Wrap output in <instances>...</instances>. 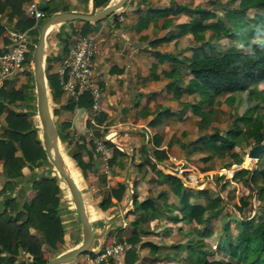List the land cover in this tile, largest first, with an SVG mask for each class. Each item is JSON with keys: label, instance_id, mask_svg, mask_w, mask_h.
Wrapping results in <instances>:
<instances>
[{"label": "trees", "instance_id": "16d2710c", "mask_svg": "<svg viewBox=\"0 0 264 264\" xmlns=\"http://www.w3.org/2000/svg\"><path fill=\"white\" fill-rule=\"evenodd\" d=\"M27 0H0V10L6 6L10 7L9 16L17 18L16 29L24 30L31 28L35 20L26 15L22 4ZM110 0H96V7L106 5ZM237 3L227 11L228 23L219 17L214 23H206L209 18L216 17V11L200 5L190 6L183 0H170V3L164 7H150L146 16L139 17L140 28L146 29L149 21H153L156 28H168L172 19L170 14H176L179 11L194 12L198 17L190 18L186 21L177 23L178 31L163 35L151 40V43L169 41L176 36H182L190 33L193 39L203 40L205 31L211 30L216 34L224 31L228 36L235 39V42L219 53L206 51L205 44L208 41H202L196 50H200L194 57L187 62L189 79L186 83V90L189 94H198V100L190 102L189 107L192 113L205 117L208 112H212L213 105L219 95H231L235 92L247 91V106L244 111L234 118L232 126L225 133L215 131L207 138L200 137L203 145L211 147L218 154H223L229 149L235 141V137L240 135L244 130L248 137L254 138L255 143L264 141V112H259L261 102L264 100V88H255V85L264 81V38L257 39L264 35V0H229ZM43 3V2H42ZM41 8L50 15L55 9L49 6V2H44ZM250 8H256L251 17L246 18ZM67 10V9H64ZM9 21L10 18H9ZM38 25L32 27L31 33L33 39L32 49L37 40ZM90 22L83 21L80 32L88 34L91 29ZM6 28L0 22V37L3 40V46L0 48V54L6 50V45L10 43L9 37L5 35ZM35 32V36H33ZM66 41V37H61ZM243 47H247L243 49ZM158 60L174 58L171 53H161L155 51ZM31 51L26 55V63L31 62ZM52 65L48 61L45 65L47 84L49 93L53 99L63 96V88L60 83V76L57 71H51ZM30 77L18 88L11 90L0 89V114L4 108L8 112L4 117L2 132L0 134V162L3 165L5 181L0 189V194L9 191L14 187L23 173V167L28 166L31 170L43 164L53 165L50 163L44 144L40 139L39 127L34 118L36 114V95L33 91L34 76L29 72ZM178 88H180L178 86ZM257 99V101H255ZM92 99L88 92H85L78 99L74 97L66 100L64 108L73 110L75 106L91 108ZM60 109L53 107V114L59 115ZM103 117L98 118L102 121ZM36 121V122H35ZM155 119L150 123L154 124ZM240 122L246 125L242 130ZM89 125L90 123L87 122ZM70 126L68 120L61 121L57 125L58 135L62 143L67 145L68 133L67 127ZM42 131V128L40 129ZM105 144L113 146V153L110 162L115 161L118 155H124V152L118 149L109 140L104 139ZM94 148V141H90ZM85 147V141H77V150L69 149L71 157L76 161L81 171L91 167L92 150H89V160L85 161L81 155V150ZM264 152V151H263ZM154 156L164 161L167 158L166 151L154 148ZM210 156V155H209ZM236 157L234 163H241L243 159L237 152H232ZM249 157V155H246ZM208 158V157H207ZM254 163V162H253ZM231 163L225 165L230 166ZM156 172L167 181L173 192L178 196L181 206L177 208V215L171 218L173 221L185 220L186 223L197 220L203 222L201 226H193L189 233L197 235L193 242L184 243L185 249L189 255L196 259L195 264H264V209L258 207L256 216L259 220L254 224L253 217L237 219L231 215H226L227 219L221 225L222 234L218 239L216 248L226 253V258H210L213 249L206 247L205 239L213 234L211 220L215 215L224 209L223 198L216 194L212 204L198 201L192 202L190 197L193 193L209 194L207 188H192L185 185L180 178L173 174L164 173L156 165ZM242 175L251 181L257 190L259 198L264 199V167L258 166L255 169L243 168L231 177ZM222 176V175H221ZM136 183H134L135 186ZM61 186L57 182L56 176H47L42 173L33 178L29 199L22 202L21 207L16 209L17 203L14 196L5 194L4 207L0 210V264H46L52 258L50 252L59 249L65 242V228L61 217L58 214V197L57 193ZM126 190L125 183H119L113 188L111 194L118 200L123 198ZM135 191V190H134ZM110 196V194H109ZM110 202L109 197L104 199ZM133 206L139 208V220L150 221L151 210L154 209V198L146 197L139 200L136 192L133 194ZM222 205L220 206V204ZM219 204V205H218ZM9 206H13L14 211L10 212ZM233 206L240 212L244 207H252V201L239 197L233 202ZM12 209V210H13ZM206 213V214H205ZM205 214V215H204ZM34 225L42 234L43 239H39L35 234L29 231V226ZM188 233V232H187ZM112 235L108 234L104 238V243L112 242ZM121 240V238H117ZM132 244L139 239L136 233L128 239ZM45 242L47 249L42 247ZM142 245H149L151 249L156 250L159 245L151 241H145ZM178 246V245H176ZM89 252V251H88ZM87 253V252H84ZM23 254H27L26 256ZM127 254H132V261L136 260L137 254L135 249L128 248ZM22 255L21 258H19ZM75 262L73 260L71 263ZM79 264V263H78Z\"/></svg>", "mask_w": 264, "mask_h": 264}, {"label": "rangeland", "instance_id": "374dc122", "mask_svg": "<svg viewBox=\"0 0 264 264\" xmlns=\"http://www.w3.org/2000/svg\"><path fill=\"white\" fill-rule=\"evenodd\" d=\"M168 1L169 0H130L129 4L130 6L134 5L142 9L143 7L146 8L147 5H166L169 3ZM186 1L190 2L191 4L197 3L200 6L206 8H214L218 16L207 19L208 23H214L220 17L224 21V23L227 24L228 23V17L226 16L227 11L233 7L238 6L237 3H232L229 0H186ZM42 2H43L42 0H39L40 6H43L44 2L43 3ZM68 3H66L65 5H67ZM127 5L128 4H126V6ZM255 10L256 8H250L243 16L249 19V17H251L252 13ZM109 17L110 16H107L106 18H104V20H107ZM43 19L44 18H42L41 21ZM81 21L83 20H74L73 22L69 21L68 23H65L61 26H55L54 28L48 31V34L46 36L45 50H44L45 65L48 61L52 62L51 65L55 63L54 59H56L57 57H55L53 51H55L58 48H62L63 44L57 45L56 43L57 39L58 40L61 39V36L67 38V40L65 41V45L68 44L70 49L78 34L77 29H79L80 26L82 25ZM176 28L177 27L174 25L172 31H174ZM33 36H35V32H33ZM261 38H264V35L258 37L257 39H261ZM33 39L34 37H32V42L30 44L31 51H33L32 49ZM202 41H208L207 44H205L206 51L211 53H219L225 50L231 44H233V42H235V39L231 36H228L224 31H221L220 34H216L211 30H207L205 31V36L203 40H197V39L194 40L192 36H188V38H185V40H183V44L181 43L177 44L176 42L173 41L164 42L163 44L162 43L157 44L158 48L155 51L161 50L160 51L161 53H165L166 51L161 48V46L163 45H165L166 49H172V48L179 49V45H182L181 47L184 49L183 55L186 54L187 60L189 61L200 51V50H196V46H198ZM246 48L247 47H243V49ZM58 51L61 52L60 54L61 56H64L66 54L61 50ZM155 51L152 52L153 56H156V54L154 53ZM26 64L27 67H24L19 71L20 75L12 79L13 86L18 87L22 82L23 83L26 82L28 80V77H30L29 72H32L33 74L32 59L31 62H27ZM96 64L98 65V63ZM96 64L93 67L94 69H97ZM51 70L54 71L55 69L51 68ZM97 75L99 76V74L97 73L95 77ZM184 81L185 79L183 78V82ZM157 84H158L157 88L161 87L159 86L161 85L160 83ZM163 87H161V91H164ZM255 88L258 89L264 88V81L255 85ZM33 91L35 93V87L33 88ZM101 92L103 98L104 94H106L107 92V87L106 89L104 88V91L101 90ZM70 98L72 97L66 95V93L63 92V96L61 98L56 97L55 99H53L51 93H49L50 106L56 125L60 126L61 121H65V120H68L70 122V126L67 127L66 129V132L68 133V138H67L68 143L67 145H65L60 140V149L68 164L70 163L73 164L72 169L79 178L80 181L79 187L82 191L86 203V210L90 218V222L92 224V228L94 232L102 233L104 226H106L104 222H100L99 220L96 219L97 214L94 213L96 212L95 209L98 207L102 209H108L109 207L115 204L116 206L112 207L111 211L115 214L119 213V211H123V213L122 215L118 216V218H114L115 215L112 213L113 215L111 217L114 218V219L111 218L113 219L112 223L114 222V224L112 225H116V226L115 227L110 226L109 225L110 223H108L104 235L106 234L107 230L108 231L110 230L112 233L111 234L112 237L113 236L116 237V241L118 240L117 238L120 237L121 240L118 241H122L126 243V250L128 248L135 249V253L137 254V257H139V253L137 252V247H138L137 244L139 243L141 244V239L143 240L150 238L156 243L162 245L156 251L151 250L150 247H143V245H141V248L142 247L145 248L144 253H147L148 255L147 260L149 264H195L196 259H193L189 255V251L187 249L182 248V246L176 247L174 245L188 243L190 241L193 242L194 240H196L197 235L194 232L190 234L189 229H191L193 226L202 227L203 222H199L197 220H194L189 223L185 222L183 225V229L180 232L177 231L175 227H173V224L169 222L170 220L168 218H165V215H162V217L158 216L157 217L158 220H156L157 223L155 225L153 223L150 226L153 232H151L149 235L138 237L139 240L134 244H132L128 240L129 239L128 236L131 234V229H133V227H131V225L128 224L126 230L125 228L120 227L124 223V219L122 218L140 219L139 217L140 213L136 208H134L132 203V197H130V191H131L130 187L132 185V182L135 180V177L137 176H142L144 179L141 183H139L141 186L140 196L142 199L147 196L156 197L157 207L158 209H160V205L158 204V201L161 202L162 196L160 194V196L158 197V194L161 192V190L164 191L163 188H165L166 189L165 195H167L168 202H172L171 204L173 205L177 203L178 199L174 196L172 191L169 189L168 185L161 184L159 181L158 182L156 181L157 182L156 184L152 182L149 183L147 182L149 172H153L150 170L151 169L150 167L144 165L140 169L139 174H134V177L132 176L130 177L129 171L131 169V165H129L128 177L130 179L126 182L130 187L129 188L126 187V190L123 193V198L121 200H118L114 195L111 194L112 189L118 186L116 185L115 182L114 184L115 186L108 188L110 190L109 191L107 190L108 192L106 191L104 193L105 194L104 197L103 198L100 197V200L98 201V205L96 204L97 193L93 194L94 188L92 187L93 184L92 182L94 181V179L91 178L92 179L91 180L89 179V177L87 179L90 181L84 179L81 169L78 167L76 161L70 155L69 149L71 148L74 150L78 149L77 141L84 140L85 143L88 142L83 134H81L80 132H78V130H75L71 127L72 125L71 119H73L74 112L72 110H68L64 108V103L66 102V100ZM187 99L189 103L195 102L198 100V94H189ZM255 101H257V99ZM246 106H247V91L235 92L231 95H226V94L219 95L217 96L216 101L213 105L212 112H208L205 117H201L198 114L192 113V111L189 109L188 113L185 114L182 120H180V118H176V117L174 118L172 115V117L171 116L168 117L169 120L163 125L162 128H160L161 129L160 132L162 133L161 140H163V143L167 145L166 147L163 148L167 149L169 153L177 155L178 158L184 161V165L187 169V173H190L192 172V170H195L199 175V181L197 183H195V181H193V183L189 181L186 182L187 186L196 189L207 188L209 190V194L197 195L196 193H193L192 196L190 197V200L192 202L198 201L202 203H209V205H211L213 198L216 196V194H219L223 198L224 209L223 211L217 213L215 217L211 220V227L213 229V234L205 239L204 245L209 249H213V254L209 255L210 258L227 257L225 252L220 251L219 249L216 248L218 239L223 233L221 230V225L223 221L227 219L226 216L227 214L231 215V219L232 217H236L238 220L241 218L253 217V219L255 220L254 224H256L257 220H259L258 217L256 216L258 207L264 209V199L259 198V195L257 194V190L254 188V185L252 184L251 181H248L247 178H245V176L242 175L231 177L234 173H237L243 168H249L253 170L258 166L264 167V152H261L257 159L254 158V163L252 161V157L250 156L246 157L251 147L255 144L254 138L248 137L247 133L244 130L246 125H244V123L242 122L239 123L240 126L242 127V130L244 131L240 135L234 138L235 141L233 142V145L229 147V149L225 150L223 154H218L217 152L214 151L213 148L203 145L202 141L199 140L200 137L207 138L211 133L215 131H219L220 133H225L226 130L232 126L234 118L237 115L241 114L246 108ZM53 107H58L60 109L61 112L59 115L53 114ZM158 110L159 107L156 109V111ZM259 112L261 113L264 112V100L261 102V107L259 108ZM34 118L37 121V125L39 127L38 135L43 142L42 131H40L41 129L40 120L37 116V113L34 115ZM1 121H3L2 118H0V134L3 125V122L1 123ZM127 126H129L128 128L133 127V125L131 124ZM103 134L106 133L102 131L101 135H98L99 140H102L100 138L102 137ZM107 137L109 136L107 135ZM126 137L127 138L123 140L124 142H129V141L136 142L138 136L134 135L133 133V134H129ZM91 140L94 141L93 139L89 138V142ZM144 140H145V135L142 134L141 137L139 138V143H143ZM94 143H95L94 148H91L92 159H93V154H96L98 163L103 165L102 154L97 148V141H94ZM152 146L153 144L150 146V149L153 151L154 147ZM137 148L139 149V151L136 154V159L138 161H142L144 159L143 152L141 151L139 146H137ZM234 151L237 152L239 156L243 159L241 163H234V161L236 160V157L232 156V152ZM168 159H169V155L165 159V162H167ZM127 163L128 160L126 161V166ZM229 163H231L229 167L225 166ZM104 168H105L104 166L102 167V169L101 167H99V169L101 170V173L99 172V174L103 182L106 183V175L108 173L104 171ZM127 169L128 167L124 171L123 176L127 175ZM165 171L167 173L174 174L172 170H170L169 168ZM25 172L30 174V178H28L27 182L26 181L20 182V185H18V187L16 188L18 191V193L14 196V198L16 199L15 202L17 203L16 209L21 207V204L24 200L29 199L28 193L31 187L29 183L30 182L32 183L33 178L36 177L37 174L42 173L47 176H56L57 182L61 186V190L57 193V197L59 200L57 211L59 216L61 217L62 223L66 231L65 242L59 249H57L52 253L50 252L51 256L54 257L55 255L67 251L73 246L79 244L83 237L82 224L76 212L71 191L67 186V184L63 181L61 176L58 174L57 170L54 168V165L52 168H50V165L43 164L39 167H36L34 170H31L28 167L23 169V173ZM132 172L135 173L136 171L134 170ZM13 188L10 191H12ZM6 191H9V189H7ZM107 197H109L110 199V202L108 203L104 200ZM239 197L250 199L252 201V207L246 206L243 208L241 212L239 210H236L235 207L233 206V202L236 201ZM4 200L5 198L0 200L3 205H4ZM92 205L95 207V209ZM221 205L222 203L220 204V206ZM173 207L174 206H172V208ZM10 208L13 209V206L12 207L9 206V209ZM167 208L169 209L170 207ZM12 209H10V212L14 211V209L13 210ZM173 211H177V208H173ZM143 227L150 229L149 225H145ZM29 231L32 234H35L39 239L41 240L43 239L42 234L34 225L29 226ZM96 241H97L96 245H98L99 239H96ZM42 247L44 249H47V245L45 242L42 243ZM142 253H143V249H142ZM82 254H80L78 257L74 259L75 262L71 263L72 262L71 261L65 264H78L83 258ZM24 255L26 256L27 254H23V256ZM21 257L22 255L19 258Z\"/></svg>", "mask_w": 264, "mask_h": 264}, {"label": "crops", "instance_id": "0c3cea01", "mask_svg": "<svg viewBox=\"0 0 264 264\" xmlns=\"http://www.w3.org/2000/svg\"><path fill=\"white\" fill-rule=\"evenodd\" d=\"M183 1L188 3L190 6L199 5L197 3L191 4L186 0ZM48 2L49 6L55 9L54 12L64 9L83 11H89L91 9V0H49ZM129 2L130 0H127L126 3L122 7H120L121 9H117L113 13L108 15L110 17L107 20L102 19L95 22H90L89 24L91 31L88 34L94 37L98 45V51L92 59L93 67L96 63H98V65L96 64L97 69L93 68L94 75H96L97 73L99 74L100 77L98 75L96 77L100 88L102 91H104V88L106 89L107 87V92L106 94H104V97L101 98L102 111L99 114L93 115L91 108L86 109L84 107L75 106V108L72 110L74 112V114L72 112L73 119H71V127L83 134L88 141L85 143V147L81 150V155L85 161L89 160L88 151L92 150L89 138L93 139L94 141H98V135H101L102 131L106 134H103L100 139L109 140L111 143H113V145L124 152V155H118L115 158V161L110 162V158L113 153V146L105 144V151L102 152L99 150L102 154L103 165L98 163L96 154H93V159L91 158V167L82 172L84 179H87L88 177L89 179H94V181L92 182V187L94 188L93 194L97 193V205L100 197L103 198L105 195L104 193L107 190H110L108 188L115 186V182L116 185H118L119 183H125L126 187H130L126 182L130 179L128 177L129 165H131V169L129 171L130 177H134V174H139L142 166L146 165L147 167H150V170L153 172H149L147 182L156 184L159 181L161 184L168 185L169 189L178 199L175 205L171 204L172 202H168L167 195H165L166 189L163 188L164 191L161 190V192L158 194V197L160 196V194L162 196L161 202L158 201L160 209H158L157 207V198L151 196L154 198L155 207L151 210L152 218L150 219V221L139 220L135 224L134 222L136 219L122 218L124 219V223L121 226L119 225L120 227L125 228V230L127 229V224L133 227L128 238H130L133 233H136L138 237L149 235L151 232H153L150 226L153 223L154 225L157 223L156 220H158V216L162 217V215H165V218H168L170 220L169 222L173 224V227H175L176 230L180 232L183 229L184 223L186 222L185 220H179L175 222L171 218L173 215L178 214L177 211H173V208L180 207L181 203L178 196L173 192L171 185L167 181H165L154 169V166L156 165L164 173H167L165 171L167 169H164L162 167V164L166 163L165 160L161 161L157 159L154 156L153 151L150 149V146L153 144L152 147L165 150L167 156L171 154L167 151V149L163 148L167 145L163 143V140H161L162 133L160 132V128H162L163 125L169 120L168 117H172L173 115L174 118L176 117L182 120L185 114H187L190 109L189 101L187 99L189 93L185 88L186 83L189 79V74L187 71L188 60L187 55H183L184 49L181 47L182 45H179V49H166L165 45L161 46V48L166 51L165 53H171L175 56L174 58L158 60L156 56H153L152 52L158 48L157 44H163L164 42L172 41L176 42L177 44H183V40L191 35L190 33H186L182 36H176L169 41H162L158 43H151V40L163 35H169L170 33H176L178 31L177 23L186 21L193 17H198L197 13L182 10L176 14H170L172 23L168 28H156L153 21H149L147 28L142 30L138 23L139 17L146 16L147 11L150 7L167 6L170 3V0L166 5H147L146 8L143 7L142 9L134 5L130 6ZM66 3L68 4L65 5ZM25 4V2L22 4L23 9H25ZM126 4L128 5L126 6ZM102 7L103 6L96 7V9H101ZM9 9L10 7L6 6L3 10H0V22L6 28V30L8 27L16 28L15 23L17 18L15 16H9ZM210 9H213L215 11L214 8ZM9 18L11 21H9ZM81 22L83 23V21ZM205 22L208 23L207 20ZM65 23L57 24L55 26H61ZM174 25L177 27L175 29L176 31H172ZM80 28L77 30L80 31ZM5 35H8L7 31ZM56 43L57 45L63 44L62 48H58L53 51V54L57 58L54 59L55 63L52 64V69H55L54 71L58 72V70L63 66L69 56V46L68 44L65 45V41L62 39H57ZM8 45L9 44H7L6 47ZM2 46L3 40L2 37H0V48ZM58 50H61L66 54L64 56H61V52H59ZM24 67H27V64ZM95 70L97 71V73ZM19 73L20 72L11 77L0 80V89L3 88L9 91L12 88H18L21 84L18 87L13 86L12 79H14L16 76H19ZM183 78L185 79L184 82ZM157 83H160L161 85L159 86L161 87L164 86V91H161V87L157 88ZM178 86L180 88H178ZM63 92H65L68 96L74 97L70 92H67L65 90H63ZM158 107L159 110L156 111ZM7 110V108H4L2 113L0 114V118H2L3 120L1 121V123L4 122V117L8 112ZM100 117H103L102 121L98 120V118ZM151 119H155L156 122L154 124H151ZM87 122H89L90 124L88 125ZM130 124L133 125L132 128H128L129 126L127 125ZM133 133L134 135L138 136L136 142L123 141L127 138L126 136ZM142 134L145 135V140L143 143H139V138ZM107 135L109 137H107ZM78 142L81 143L82 141L80 140ZM137 146H139V148L143 152L144 159L142 161H138L136 159V154L139 151ZM127 160L128 163L126 166ZM69 165L72 169L73 164L70 163ZM103 166L105 167L104 171L108 173L106 175V183L103 182L99 174V172L101 173L99 167H101L102 169ZM127 167V175L123 176L124 171ZM25 168H28V166L23 167V169ZM133 169L136 171L135 173L132 172L134 171ZM72 173L76 179L77 184L80 186L79 178L73 171V169ZM28 178H30V174L25 172L24 176L18 179L12 191H6L0 194V200L6 197L5 194L15 196L18 193L16 188L18 187V185H20V182H27ZM143 180L144 179L142 176H137L132 182V185L130 187V197H132V202L134 192H136L138 199L142 200L140 196L141 186L139 183H141ZM4 181L5 176L3 172V165L2 162H0V189L3 187ZM134 183H136L135 186ZM29 184L31 185V182ZM3 206L4 205L0 201V209H2ZM115 206L116 205L114 204L108 209H102L98 206V208L95 209V207L93 206L96 210V212L94 213L97 214L96 219L100 222H104L106 226L108 225V223H110V226L115 227L116 225H112L114 224V222L112 223V220L114 218H118V216L122 215L123 213V211H119V213L117 214L113 213L111 211V208ZM172 206L174 207L172 208ZM167 207L170 208L168 209ZM136 209L138 211L140 210L139 208ZM112 213L115 215L114 218L111 217L113 215ZM145 225H149L150 229L143 227ZM106 226H104L102 236L98 238L99 244L96 245L97 241L95 240L94 246L102 245L104 243L105 236L108 234H112L110 230H107L106 234L104 235ZM113 240L116 241V237L113 236L112 241ZM145 241L156 243L150 238L143 240L141 239V244H137V252L139 253V257L134 260V262L132 261V254H127L126 256L125 251L123 256L120 255L119 257H112L107 262H103L102 264H149L147 260L148 255L147 253H144L145 248L143 247L150 246L143 245V247L141 248L142 242ZM158 245L159 247L162 246L160 244ZM176 245L174 246H182V248L184 247V243ZM158 248L156 250H158Z\"/></svg>", "mask_w": 264, "mask_h": 264}, {"label": "built area", "instance_id": "2783aa9c", "mask_svg": "<svg viewBox=\"0 0 264 264\" xmlns=\"http://www.w3.org/2000/svg\"><path fill=\"white\" fill-rule=\"evenodd\" d=\"M26 15L35 20L32 27L38 25L47 13L40 7L39 0H27L25 4ZM31 28L24 30L14 27L7 28L10 40L6 50L0 54V80L6 79L18 73L26 65V55L30 52L32 42ZM98 51V45L90 34H78L69 49V56L63 66L58 70L60 83L63 90L70 92L75 99H78L85 92L90 94L92 99L91 110L93 115L102 111V92L100 85L94 75L92 59ZM32 53V51H31ZM98 150L105 151L104 140L97 141ZM164 169H170L173 175L186 182L199 181L197 171L187 173L184 161L175 154H170L166 163L162 164ZM126 251V243L113 240L110 243L94 246L87 253L82 254L83 258L79 264H102L112 257H119Z\"/></svg>", "mask_w": 264, "mask_h": 264}, {"label": "water", "instance_id": "95a60500", "mask_svg": "<svg viewBox=\"0 0 264 264\" xmlns=\"http://www.w3.org/2000/svg\"><path fill=\"white\" fill-rule=\"evenodd\" d=\"M48 2L49 0H42ZM127 0H110L101 9H96V0H91V9L83 10H61L46 16L38 27V36L31 54L33 62V76L36 93V113L40 120L42 128L43 144L47 151L49 160L54 165L58 174L63 181L69 186L73 203L82 224V240L79 244L50 258L46 264H65L73 261L76 257L84 252L91 251L95 245V240L102 236L103 233H95L90 218L86 210L85 200L79 185L72 173V170L64 158L60 149V138L58 128L52 115L49 99V88L47 84L44 50L46 36L48 31L55 25L74 21L83 20L95 22L106 18L118 8L122 7ZM264 151V141L255 143L248 152L250 157L257 159L261 152Z\"/></svg>", "mask_w": 264, "mask_h": 264}, {"label": "bare ground", "instance_id": "6f19581e", "mask_svg": "<svg viewBox=\"0 0 264 264\" xmlns=\"http://www.w3.org/2000/svg\"><path fill=\"white\" fill-rule=\"evenodd\" d=\"M252 161L254 162V158L252 157ZM69 187V186H68ZM70 189V188H69Z\"/></svg>", "mask_w": 264, "mask_h": 264}]
</instances>
